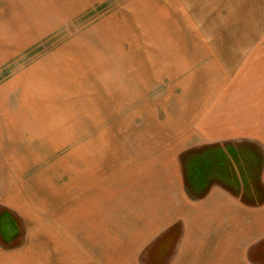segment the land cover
<instances>
[{
    "label": "rangeland",
    "instance_id": "374dc122",
    "mask_svg": "<svg viewBox=\"0 0 264 264\" xmlns=\"http://www.w3.org/2000/svg\"><path fill=\"white\" fill-rule=\"evenodd\" d=\"M246 151L262 192L264 0H0V264H264L192 223Z\"/></svg>",
    "mask_w": 264,
    "mask_h": 264
},
{
    "label": "crops",
    "instance_id": "0c3cea01",
    "mask_svg": "<svg viewBox=\"0 0 264 264\" xmlns=\"http://www.w3.org/2000/svg\"><path fill=\"white\" fill-rule=\"evenodd\" d=\"M232 155L234 156V153ZM248 156H247L248 160H250L249 158L252 159L251 155L249 157ZM205 157L206 156H203V157L196 156V157H193L192 159L200 160L199 163L197 162L196 164L202 165L203 163L202 160ZM210 174L211 172H208V174L206 173L202 175L200 174V178L194 177L193 179H191L189 171L186 173L187 177L189 178V179L187 178V180H189L191 185L194 184L192 185L190 193H193L192 195L194 196L196 192H202V191L204 192V194L199 195L201 197L200 201H198L200 202L199 211L191 212V216L196 217L194 218L195 221L192 223L196 222L198 223V225L200 223H206L210 225V229H211L212 223L222 224V223L229 221L232 224V230H234V222L241 223L243 222V220H250L254 225L258 224V226L262 224L264 225V194L261 195V197L259 196L253 197L251 194L252 192L242 191L241 194L236 192L238 188L234 189V175H233L234 168L233 167H232V172H230L229 179L227 180L229 183H225L223 179H219L218 172L215 173L216 178H209ZM185 177L186 176L184 175V180L186 182ZM202 181L203 183L200 184L199 186H197L198 184L196 185L195 183V182H202ZM260 181H261L260 182L261 186L264 189V165L262 167ZM186 184L187 183H185V186ZM240 189H245V188L240 187ZM190 193H189V197L194 198L192 197ZM242 206L253 207V208L260 207L263 209V211L261 212V215L257 213V217H258L257 219H255V216H256V213H255L251 220V219H248L249 217L248 215L246 216L244 212L240 210V207ZM263 232H264V229H263ZM188 238H190V236Z\"/></svg>",
    "mask_w": 264,
    "mask_h": 264
},
{
    "label": "trees",
    "instance_id": "16d2710c",
    "mask_svg": "<svg viewBox=\"0 0 264 264\" xmlns=\"http://www.w3.org/2000/svg\"><path fill=\"white\" fill-rule=\"evenodd\" d=\"M248 154H249V156L251 155L252 159L249 158L250 160H248V158H247ZM253 156L256 159V156L254 155L253 152L246 151V152L242 153L240 158L234 157L237 159V160H234V177H235L236 187L238 188V190L236 192H238L240 194L242 193V191L252 192L250 187L247 190L246 189H240V187L243 188L244 186H246L244 184V182L249 181L253 185V187H252L253 192L257 193V196H258V195H262V192L264 194V191L260 192L259 184H257V187H258L257 190L255 188V183H256L255 177H254V160L255 159L253 158ZM203 165H206V163L203 162ZM226 167H229V166H226ZM251 174H252V181L250 180Z\"/></svg>",
    "mask_w": 264,
    "mask_h": 264
}]
</instances>
